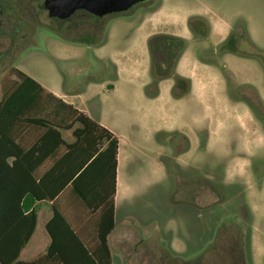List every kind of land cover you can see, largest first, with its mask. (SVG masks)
Listing matches in <instances>:
<instances>
[{"label":"rangeland","instance_id":"rangeland-1","mask_svg":"<svg viewBox=\"0 0 264 264\" xmlns=\"http://www.w3.org/2000/svg\"><path fill=\"white\" fill-rule=\"evenodd\" d=\"M0 1V99L16 68L119 140L112 264H264V127L240 104H264V69L217 47L235 23L264 50V0H146L66 23L40 0Z\"/></svg>","mask_w":264,"mask_h":264},{"label":"trees","instance_id":"trees-1","mask_svg":"<svg viewBox=\"0 0 264 264\" xmlns=\"http://www.w3.org/2000/svg\"><path fill=\"white\" fill-rule=\"evenodd\" d=\"M12 71L16 79L0 99V264H112L118 138L33 78ZM63 193L67 213L58 201ZM42 202L51 203V241L45 253L23 261ZM70 212L77 215L70 219Z\"/></svg>","mask_w":264,"mask_h":264},{"label":"flooded vegetation","instance_id":"flooded-vegetation-1","mask_svg":"<svg viewBox=\"0 0 264 264\" xmlns=\"http://www.w3.org/2000/svg\"><path fill=\"white\" fill-rule=\"evenodd\" d=\"M45 1L46 0H40L39 5L42 7V9L46 12L48 16V12L44 9ZM6 7H7V3H3L2 1H0V22H1V17L3 18L6 17L5 14ZM81 14L89 15L95 19H99L83 11L77 12L75 15H73L70 19L67 20L51 19L49 17L48 18L52 21H60V23H66V22H70L71 20H73V18ZM226 29L227 31L225 35L223 37L220 36L221 39L217 44V47H219L221 52L225 54L222 57V60L224 61L226 58H228V60L233 59L239 62H244L247 68L253 66L255 69L258 70L264 69V50L260 48L258 42L251 35L249 26L247 24L233 23V24H228L226 26ZM209 68H210L209 70L221 69L224 71L229 68L231 69L232 67L230 65H227L226 62L223 63L216 62L215 64L209 66ZM236 85H237V89H241L245 91H255V87L257 86L255 81L253 82L248 78H245L241 82H238ZM240 104H242L241 108L243 109L244 113H246L245 116L253 123L255 128V133L258 134V132L264 127L263 102L259 99L258 96V98L254 101L250 99H246ZM231 264H247V261H245L240 256L238 259L234 258Z\"/></svg>","mask_w":264,"mask_h":264},{"label":"water","instance_id":"water-1","mask_svg":"<svg viewBox=\"0 0 264 264\" xmlns=\"http://www.w3.org/2000/svg\"><path fill=\"white\" fill-rule=\"evenodd\" d=\"M146 0H46L44 9L51 19L67 20L83 11L97 18L123 15Z\"/></svg>","mask_w":264,"mask_h":264},{"label":"crops","instance_id":"crops-1","mask_svg":"<svg viewBox=\"0 0 264 264\" xmlns=\"http://www.w3.org/2000/svg\"><path fill=\"white\" fill-rule=\"evenodd\" d=\"M190 63L191 62H188V67H190ZM82 71V70H80ZM41 85V84H40ZM42 86V85H41ZM43 87V86H42ZM44 88V87H43ZM45 89V88H44ZM106 89H115L112 85H107L106 86ZM46 90V89H45ZM47 91V90H46ZM49 92V91H47ZM51 93V92H50ZM54 94V93H52ZM55 96L59 97V98H62L61 96H58L56 94H54ZM66 102V101H65ZM71 105H73L74 107L77 108V106L75 104H72V103H69ZM78 109V108H77ZM79 110V109H78ZM91 118V117H90ZM92 119V118H91ZM94 120V119H92ZM95 122H97L96 120H94ZM98 124H100L101 126H103L104 128L108 129L110 132H112V130L110 128L107 127V125L103 124V123H99L97 122ZM113 133V132H112ZM114 134V133H113ZM115 135V134H114ZM116 136V135H115ZM117 137V136H116ZM72 141V140H71ZM120 144V143H119ZM119 149H120V145H119ZM118 166H119V152H118ZM117 178H118V168H117ZM117 192H118V182H117V189H116V195H115V198L117 196ZM66 193V192H65ZM61 195L58 199L59 202H61V200H63L64 198V194ZM116 206V204H115ZM67 213V212H66ZM70 215V219H71V216H76L77 213L76 212H70L68 213ZM52 217V209H51V203L49 202H42L38 205V223H37V227H36V230L33 234V236L31 237L30 241L28 242V244L25 246V248L22 250L21 252V255H20V259L22 257V255L24 254V252H26L28 249L32 248L36 253L28 258V259H23V261H30V260H33L35 259L36 257L40 256L41 254L45 253V251L47 250L49 244H50V237L47 233V230H46V223L49 221V219ZM115 229L114 231L109 235L108 237V245L110 247V250H111V238L113 237L114 233H115ZM90 234L87 233V235H83L82 236V239L85 243H87L90 239L89 237ZM88 236V237H87ZM129 239L131 240V242L134 243V236L133 234L127 236L124 238V239ZM120 240V239H119ZM123 244V243H122ZM119 245H120V242H119ZM112 254V252H111ZM113 258V257H112Z\"/></svg>","mask_w":264,"mask_h":264}]
</instances>
